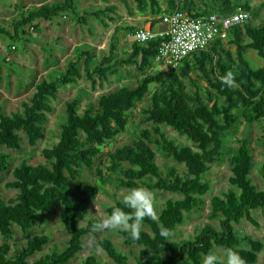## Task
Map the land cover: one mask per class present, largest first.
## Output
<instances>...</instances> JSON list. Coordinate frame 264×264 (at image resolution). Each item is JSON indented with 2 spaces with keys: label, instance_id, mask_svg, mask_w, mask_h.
<instances>
[{
  "label": "trees",
  "instance_id": "16d2710c",
  "mask_svg": "<svg viewBox=\"0 0 264 264\" xmlns=\"http://www.w3.org/2000/svg\"><path fill=\"white\" fill-rule=\"evenodd\" d=\"M135 1L139 11L147 12L150 7L153 13L162 12L159 0ZM201 1L204 7L208 6L207 0ZM181 2L186 5V9L180 7ZM210 2L217 4L215 12L219 13L233 11L238 5L252 12L247 3L239 4L233 0ZM168 3L170 12L180 9L194 16L209 12L206 9L200 12L196 0H168ZM116 10L114 5H100L80 13L79 0L45 3L33 9L24 8L20 17L12 21L13 32L0 26V36L5 35L13 42L20 39L31 42L30 38L40 33L41 22H52L72 15L78 24L89 26L90 18L104 23L105 19L115 21L114 17H109V13ZM125 29L133 34L142 28L127 25ZM161 42V38L145 43L134 40L131 50L121 54L117 38L113 36L107 55L96 56L92 49L85 48L70 58L64 72L57 71L49 76V80L37 84L30 101L23 104V112L8 114L0 106L2 173L9 169L12 159V154L4 151V148L22 149L19 131L25 132L31 146L46 138L44 125L48 121V114L54 110L50 99L57 98L60 86L76 83L83 78L84 72L87 80L96 87L98 83L108 81L111 73L118 74L119 65L123 64L135 65L143 74L137 85H123L102 94L98 107L87 104L82 114L78 111L79 99L69 102L66 123L59 140L42 151L47 162L32 164L24 161L14 169V181L9 182L8 186L19 190L17 197L10 202L0 198V235L4 238L0 245V264H69L82 251L83 238L96 232L93 225L97 220H90L86 226H80L79 221L87 216L90 204L100 192V186L81 182L73 185V181L81 177L85 168L90 169L95 165L101 147L127 131L129 111L145 97L153 83L162 85L153 92L148 109L153 128L144 129L131 144L111 152L106 170H97L101 183L110 182L118 188L127 189L143 186L182 196L168 200L156 221L147 217L144 219L142 224L149 226L151 231L140 229L139 240H132L128 233L118 230L126 245L142 247L141 257L136 264H202L203 255L215 252V247L224 250L231 247L246 264L257 263L259 253L264 248L263 241L250 234H241L236 229V224H240L243 219L259 228L260 224L253 212L260 210L264 213V190H259L251 177L254 160L248 136L238 141L231 158L230 183L234 188L211 198L210 218L218 220L220 228L207 224L194 239L180 241L174 240V232L184 223L187 213L198 209L202 197L210 192L211 184L206 174L211 163L226 155V136L238 127L241 118L248 124L262 121L264 139V22L257 25L250 18L243 25L231 28L227 40H216L206 50L188 56L180 66L170 67L169 72L161 70L157 74L148 73L149 67L156 62ZM227 44L236 47L234 53L226 48ZM250 50L256 51L262 59L261 66L252 64L247 55ZM194 69L206 79L208 87L203 90L195 84L196 91L193 94L181 76L192 79ZM227 71L235 74L238 87L229 88L220 82L219 76ZM193 82L196 83V80ZM162 125L186 135L194 145H178L167 136ZM153 143L184 164L186 175L182 176L176 168L168 167L163 177L156 162ZM261 172L264 179V163ZM150 179L152 181L147 182ZM122 199L108 205L106 213L110 215L114 207L130 211L124 207ZM60 205L63 207V227L71 236L64 250L37 257L50 243L51 238L47 234L29 238L22 247L11 243L16 237L14 227L28 235L35 226L52 218L54 209ZM159 225L172 231L169 241L160 235ZM99 245L116 264H130L128 256L111 238H101ZM81 264L101 263L95 255H89Z\"/></svg>",
  "mask_w": 264,
  "mask_h": 264
},
{
  "label": "rangeland",
  "instance_id": "374dc122",
  "mask_svg": "<svg viewBox=\"0 0 264 264\" xmlns=\"http://www.w3.org/2000/svg\"><path fill=\"white\" fill-rule=\"evenodd\" d=\"M58 1L63 0H0V26L13 32L12 21L20 17V12L24 8L33 9L39 6L35 3L42 5ZM117 1L123 7L119 11L116 10L115 12L109 13V17H114L115 21L104 18L106 21L104 23L102 20L90 18L89 26H83L78 24L72 15H67L52 22H41V31L30 38L31 42H27L25 39L13 42L7 36L4 35L3 37L1 35L0 42L2 46H6L5 50L8 52L7 55L10 56V62H8L6 61L7 56L0 51V65L4 69L0 82V106L3 107V110L8 114L23 112V104L30 101L37 84L45 79L49 80V76L56 74L57 71L64 72L70 58L85 48L92 49L96 56L107 55L112 38L115 36L120 45L119 52L121 54L128 53L131 50V44L133 42V37L131 39V36L133 34L129 30L119 29L117 26H133V24H138L139 21L136 16V10L138 8L136 7L135 0ZM233 1L239 4L247 3L251 6V18L254 24L261 25L264 22V7L262 6L264 0ZM100 2L103 3L104 1L79 0V12L82 13L84 9H94L99 6ZM159 2L162 12L158 14L151 12L150 7H148L147 12L138 10L141 16H150V20L153 22L148 29L152 31L158 30L163 26L160 17L163 13L170 12L168 0H159ZM182 2L180 7L186 9V5H183ZM207 3L208 6L204 7L203 1L196 0L200 12L204 11V9L209 12H214L217 4H213L210 0H207ZM118 29L119 31H117ZM10 44L12 45L9 47ZM13 46L16 48L14 49ZM226 48L233 53L236 50L234 45L227 44ZM247 55L255 67L262 65V59L257 55L256 51L250 50ZM119 68L120 72L118 74L114 75L111 73L108 81L98 83L96 87L91 85L84 72L83 78L79 79L76 83L59 87L57 98L50 99L54 110L48 114V121L44 125L46 138L39 141L37 145L31 146L28 142L27 135L21 130L19 134L22 137V149L9 150L4 148V151L12 154V159L9 169L0 173V198L5 199L7 202L16 199L19 190L8 186V183L14 181L13 171L22 162L27 161L32 164L47 162L43 157L42 151L44 148L51 147L59 140L62 127L66 123L67 104L69 102L74 99H79L80 107L78 111L82 114L87 104H94L97 108L99 98L102 94L123 85L135 86L143 77V74L135 65L123 64L121 66L119 65ZM161 70L169 72L170 66L155 62L149 67L148 73L157 74ZM181 77L188 90L193 94L196 91L195 84L203 90L208 87L206 79L200 75L197 69L193 70L191 74L192 79L186 76ZM194 80H196V83L193 82ZM161 87L162 85L160 83L151 84L150 90L145 97L137 102L135 108L129 111L130 123L127 131L101 147V153L96 158L95 165L90 169L85 168L81 177L73 181V185L81 182L100 186V192L90 204L87 216L79 221L80 226H86L90 220L94 219L99 223L108 215L105 211L106 207L114 204L116 200L123 198L130 190L127 188H118L110 182L101 183L97 175V170L98 168L106 170L107 165L110 164L109 155L111 152L125 144H131L140 137L144 129L153 128L154 124L148 118V109L151 104L153 92ZM262 124V121H255L248 124L242 117L238 127L227 134L225 139L226 155L221 160L211 163V168L206 174V179L211 184V190L202 197V204L198 209L187 213L184 223L174 232L175 241L194 239L196 234L207 224H212L218 229L220 228L219 221L210 218L211 198L214 195H222L230 188H234L230 183V177L232 175L230 162L238 146V141L242 140L245 136L249 137L253 150L254 166L251 173L253 183L259 190H264V179L261 172V166L264 163ZM161 128L178 145H194L186 135L181 134L174 128L168 125H162ZM152 147L156 153V162L160 167L163 177L166 176L168 167L176 168L182 176L186 175L187 170L184 164L177 162L172 156L164 153L157 144L153 143ZM151 181V179L147 180V182ZM145 188L148 189L147 187ZM148 190L154 194L157 217L168 200H176L182 197L179 193L170 191L159 189ZM253 214L260 224L259 228L252 225L246 219H243L240 224H236V229L241 234H250L258 237L264 243V213L258 210L254 211ZM62 217L63 207L60 205L54 209V216L52 218L47 219L42 225L35 226L28 235L23 234L17 227H14L16 237L11 243L22 247L26 245L29 238L38 234H47L51 238L50 243L37 257L46 253L64 250L71 236L63 227ZM141 229L151 231L149 226L145 224H142ZM103 237L111 238L117 247L128 256L130 264H136L138 258L141 257L140 252L142 247L139 245H126L124 243V237L119 234L118 230H96L95 233H89L84 236L82 251L69 264H81L83 259L89 255H95L101 264H116L99 245V240ZM3 242L4 238L0 235V245ZM215 252L217 255L222 256L224 249L222 247H215ZM180 264L191 263L181 262ZM256 264H264V248L259 253Z\"/></svg>",
  "mask_w": 264,
  "mask_h": 264
},
{
  "label": "built area",
  "instance_id": "2783aa9c",
  "mask_svg": "<svg viewBox=\"0 0 264 264\" xmlns=\"http://www.w3.org/2000/svg\"><path fill=\"white\" fill-rule=\"evenodd\" d=\"M251 18V12L238 5L230 12H208L197 16L176 9L160 17L158 30L139 29L133 33V41L145 43L161 38L155 61L177 67L191 54L206 50L216 40H227L231 28L243 25ZM15 49L16 47L13 46Z\"/></svg>",
  "mask_w": 264,
  "mask_h": 264
},
{
  "label": "clouds",
  "instance_id": "9594fccd",
  "mask_svg": "<svg viewBox=\"0 0 264 264\" xmlns=\"http://www.w3.org/2000/svg\"><path fill=\"white\" fill-rule=\"evenodd\" d=\"M219 80L229 88L238 87L235 74L232 71H227L224 75L219 76ZM122 204L130 211L114 207L110 215L94 224L93 228L97 231L121 230L128 233L132 240H139L144 219L146 217L153 221L158 219L154 194L143 186L133 187L123 196ZM159 229L160 235L169 241L168 238L173 235L172 231L163 225H159ZM202 264H246V262L237 251L229 247L224 250L222 256L215 252L203 255Z\"/></svg>",
  "mask_w": 264,
  "mask_h": 264
},
{
  "label": "crops",
  "instance_id": "0c3cea01",
  "mask_svg": "<svg viewBox=\"0 0 264 264\" xmlns=\"http://www.w3.org/2000/svg\"><path fill=\"white\" fill-rule=\"evenodd\" d=\"M104 2L102 3V2H100V4H99V6L100 5H102V6H106V5H114V6H116L117 7V10L119 11V9L120 8H122L123 7V5L122 4H120V2H118L117 0H110V1H107V0H103ZM36 5H39L40 6V4H37V3H35ZM17 6V5H16ZM39 6H37V7H39ZM137 7V6H136ZM18 8V7H17ZM200 11V10H199ZM136 16H137V19H138V21H139V23L138 24H133V26H137V27H139V28H142V29H148L150 26H151V24H152V22L153 21H151L150 20V16H145V17H143V16H141V13L138 11V10H136ZM126 26L127 25H123V26H117V28H119V29H125L126 28ZM132 26V25H131ZM2 27V26H1ZM116 28V29H117ZM126 30V29H125ZM131 36V35H130ZM131 39H132V36H131ZM5 47L6 46H2V43L0 42V51H2V53L3 54H5L6 56H7V60H9V62H10V56H8L7 55V53L8 52H6V50H5ZM4 69L2 68V71H3ZM3 73V72H2ZM1 77V76H0ZM1 82V81H0ZM0 90H1V88H0Z\"/></svg>",
  "mask_w": 264,
  "mask_h": 264
}]
</instances>
